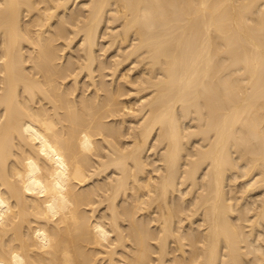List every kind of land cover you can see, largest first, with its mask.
Returning <instances> with one entry per match:
<instances>
[{"label":"bare ground","instance_id":"1","mask_svg":"<svg viewBox=\"0 0 264 264\" xmlns=\"http://www.w3.org/2000/svg\"><path fill=\"white\" fill-rule=\"evenodd\" d=\"M0 264H264V0H0Z\"/></svg>","mask_w":264,"mask_h":264}]
</instances>
